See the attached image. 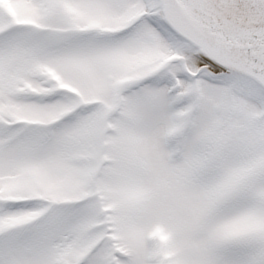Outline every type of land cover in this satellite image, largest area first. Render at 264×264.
<instances>
[{"label":"snow or ice","instance_id":"obj_1","mask_svg":"<svg viewBox=\"0 0 264 264\" xmlns=\"http://www.w3.org/2000/svg\"><path fill=\"white\" fill-rule=\"evenodd\" d=\"M0 264H264V0H0Z\"/></svg>","mask_w":264,"mask_h":264}]
</instances>
